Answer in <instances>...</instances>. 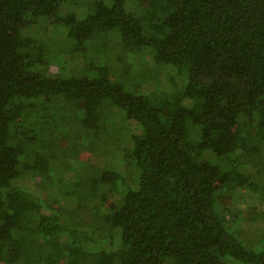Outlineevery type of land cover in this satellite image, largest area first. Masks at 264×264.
I'll return each instance as SVG.
<instances>
[{
    "label": "trees",
    "instance_id": "16d2710c",
    "mask_svg": "<svg viewBox=\"0 0 264 264\" xmlns=\"http://www.w3.org/2000/svg\"><path fill=\"white\" fill-rule=\"evenodd\" d=\"M160 2L138 10L134 0H0V264H264L221 203L237 189L250 192L241 222L255 223L252 212L264 204L262 182L255 189L247 171L264 167L256 157L264 148V0ZM41 22L48 28L33 35ZM114 37L134 45L123 50L149 49L150 63L182 72L184 86L136 93L102 79L107 69L93 58ZM74 57L84 64L77 74ZM55 97L85 110L91 127L108 101L109 116L141 128L120 147L126 167L134 161L139 170L138 187L133 174L134 190L95 225L73 216L77 209L65 205L63 216L53 208V197L74 191L59 187L48 201L21 187L37 178L42 148L61 140L50 123L59 116ZM103 135L93 129L89 143ZM90 189L97 198L96 184Z\"/></svg>",
    "mask_w": 264,
    "mask_h": 264
},
{
    "label": "rangeland",
    "instance_id": "374dc122",
    "mask_svg": "<svg viewBox=\"0 0 264 264\" xmlns=\"http://www.w3.org/2000/svg\"><path fill=\"white\" fill-rule=\"evenodd\" d=\"M134 2L139 7L138 10L146 8L152 2L158 3V5L161 3L160 0H134ZM59 14L62 17H66L71 14V10L64 7ZM47 28L48 25L41 22L38 29L33 28L31 31H33V35H36L39 32H45ZM51 37L46 36V41L55 40L54 37L50 39ZM36 38H42V36L37 35ZM114 38L110 41L107 50L97 53L93 58L96 67L107 69L106 72L99 74L102 79L110 75V78L126 82V88L130 91L134 90L136 93L146 92V90L150 89L151 91L152 89L157 91L161 89L170 90L174 84L178 85L180 83L181 87L184 86L185 82L182 83V72L177 71V74H173L170 70H165L159 63H150L149 53L151 52L147 51L149 49L139 54L128 52L126 49L123 50V47L133 48L134 45L124 43L128 40H122L124 41L122 43L117 38ZM57 41H60V39ZM119 57L121 58L117 62ZM72 61L75 62L72 65V72L77 74L84 65L83 60L80 57H74ZM148 63L151 66L149 73L147 69ZM57 68L58 66H54L51 71L55 72ZM94 75L98 76V73L95 72ZM128 76H132L129 79H137L139 82L125 81L124 77ZM175 100L177 99L175 98ZM51 103L57 108L59 113V116L57 114L53 117L54 120L50 121L52 125L55 123L59 124L58 127L55 126L53 135L60 137L61 140L56 148H48L47 151L42 148L41 157L43 158L39 157L38 159L40 171L37 178L33 181L25 182L21 187L24 190L27 189L25 191L28 195L41 197V199L48 201H52V193L54 194L56 191L59 194L63 193L60 192L59 187L65 188L67 192L74 191L75 193H73L72 197H68L69 199L53 197L54 202H51L53 208L65 216L68 213L65 208V205H67L73 210L77 209L76 211H71L72 214L74 212L73 216L79 217L81 213V216H87L89 223L93 225L103 222L102 218L107 213V210L110 208L113 210L118 209L123 196L134 190H132L131 186H135V181H131L133 174L137 175L136 185L138 187L139 170L132 160L133 170L130 167L129 169L126 167L129 163L125 157L127 150L124 148L120 149V147L121 144L129 143L128 137L140 132L141 128L137 123L130 119L128 120L127 117L120 114L115 113L113 116H109L110 110L108 108L110 103L108 101L99 109L98 123L95 127H91L94 122L91 118L85 124L84 120L87 112L79 107L72 108V104L67 99L55 97L51 99ZM110 107L111 109L112 107L114 108L112 105ZM119 121L125 123H121V127L118 123L117 127L116 123ZM93 129L100 130V133H104V135L100 140L89 143L88 136L92 135ZM119 136H123L121 138L122 140L124 139V142L122 141L121 143ZM53 146L55 145L53 144ZM257 156L264 157V148L260 149L258 147ZM250 167L247 171H250L249 173L253 176V187L257 189L259 185L256 182H262L259 193L264 194V167H260L259 171L254 170L252 165ZM255 172L259 176H256ZM117 176L119 177L118 180ZM46 178L48 179L47 181ZM101 178L104 179L102 184L99 181ZM126 182L128 186H125ZM91 183H95L97 186V198L89 196L90 192H92L90 189ZM105 191H107V198L104 202L102 201V196ZM254 191L257 192L256 190ZM249 198H251L250 192L244 189H237L232 197L225 194L221 198V203L224 207H228L226 211L227 219H229V216L234 217L233 220L237 222L233 225V229L237 230L239 228L241 230L246 248L251 250L256 246L254 249L257 252H264V204H260L258 210L252 212L254 213L252 214L253 218L257 221L256 223L248 220L247 222H241L244 218H248V210H246L244 202L248 201ZM229 209L232 211L230 212ZM75 212H77V215H75Z\"/></svg>",
    "mask_w": 264,
    "mask_h": 264
}]
</instances>
